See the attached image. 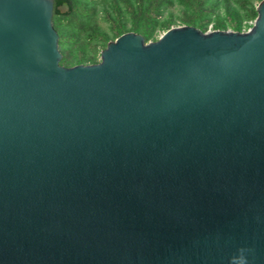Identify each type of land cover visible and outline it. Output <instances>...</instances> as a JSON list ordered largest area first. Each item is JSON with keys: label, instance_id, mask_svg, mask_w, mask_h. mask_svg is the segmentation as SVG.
Instances as JSON below:
<instances>
[{"label": "water", "instance_id": "95a60500", "mask_svg": "<svg viewBox=\"0 0 264 264\" xmlns=\"http://www.w3.org/2000/svg\"><path fill=\"white\" fill-rule=\"evenodd\" d=\"M52 9L0 0V264H264V0L71 67Z\"/></svg>", "mask_w": 264, "mask_h": 264}, {"label": "trees", "instance_id": "16d2710c", "mask_svg": "<svg viewBox=\"0 0 264 264\" xmlns=\"http://www.w3.org/2000/svg\"><path fill=\"white\" fill-rule=\"evenodd\" d=\"M260 0H53L52 24L58 36L59 64L98 62L106 42L126 32L153 41L169 27L245 31ZM65 5L66 11L57 7ZM175 10L176 14L172 11ZM103 26L97 22V12Z\"/></svg>", "mask_w": 264, "mask_h": 264}, {"label": "rangeland", "instance_id": "374dc122", "mask_svg": "<svg viewBox=\"0 0 264 264\" xmlns=\"http://www.w3.org/2000/svg\"><path fill=\"white\" fill-rule=\"evenodd\" d=\"M172 13H173V14H176V11L173 10ZM96 22H97V24H98L100 27L103 26V23L101 22V19H100V12H99V11L97 12ZM174 26H179V25L176 24V25H174ZM208 30H210V29H208Z\"/></svg>", "mask_w": 264, "mask_h": 264}]
</instances>
